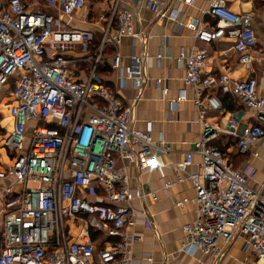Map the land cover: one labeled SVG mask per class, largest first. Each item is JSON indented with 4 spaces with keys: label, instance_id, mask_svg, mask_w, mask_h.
Returning a JSON list of instances; mask_svg holds the SVG:
<instances>
[{
    "label": "built area",
    "instance_id": "built-area-1",
    "mask_svg": "<svg viewBox=\"0 0 264 264\" xmlns=\"http://www.w3.org/2000/svg\"><path fill=\"white\" fill-rule=\"evenodd\" d=\"M87 1H0V91L14 85L9 109L14 127L4 147L15 157L12 166L0 171V180L11 182L0 191L5 209L0 264H135L133 245L142 239L136 227L145 225L147 217L133 202L159 200L155 192L143 194L131 187V170L161 172L158 158L168 156L171 148L163 139H153L151 123L145 130L134 128L140 97L128 101L121 89L108 88L98 69L108 65L110 49L112 70H122L119 49L126 38L138 39L145 51L134 21L146 11L167 17L166 4L149 0L129 8L115 0L100 17L102 40L91 53L94 32L66 22L78 15L88 21ZM210 1L207 14L215 27L191 23L187 28L195 32V41L218 44L229 37L240 64L251 69L258 46L252 16L233 13L225 0ZM179 58L203 125L193 149L174 166L177 181L194 189V197L175 200L174 207L190 205L196 213L194 222L183 228L186 243L180 253H201L221 264L222 244L243 239L253 253L249 264H264V193L252 188L251 176L235 169L213 146L222 133L235 142L239 154L259 156L254 150L264 141V91L259 92L255 78L206 73L209 53L196 44ZM145 59L144 53H135L124 68L137 93L146 82ZM259 59L264 60V51ZM155 84L166 101L168 89L162 88V80ZM219 93L232 95L241 106L223 130L209 126L202 116L224 112ZM184 97L168 103L170 109ZM247 110L253 116L244 122ZM171 187L164 182L163 190ZM92 230L106 242L92 240Z\"/></svg>",
    "mask_w": 264,
    "mask_h": 264
},
{
    "label": "crops",
    "instance_id": "crops-1",
    "mask_svg": "<svg viewBox=\"0 0 264 264\" xmlns=\"http://www.w3.org/2000/svg\"><path fill=\"white\" fill-rule=\"evenodd\" d=\"M114 1L91 0V2H97L94 10L96 14L109 12ZM146 1L149 0H121L122 5L129 8L138 2ZM150 1L165 2L167 17L157 18L153 13L146 11L141 17L135 19V31L141 33L146 41L145 51L138 39L126 38L119 49L122 70L115 71L111 68L112 51L107 49L106 68H111L112 74L101 78L102 82L106 86L109 84L111 89H121L128 101L137 96L140 97L134 112V128L145 130L147 124L151 123L153 139L156 142L163 139L172 151L168 156L158 158L162 167L159 173L138 174L134 169L131 170V187L134 190L143 194L155 192L159 197L156 202L150 199L133 202L134 208L145 213L147 217L145 225L136 227V232L142 239L133 245V260L135 264H215L213 258L208 255L180 253V249L186 243L183 228L194 222L196 213L195 208L190 205L182 209L174 207L175 200L194 197L191 184L177 181L174 166L184 159L186 152L193 149L194 143L202 135L203 125L198 119L199 114L194 104V91L185 83V63L179 57L182 51L187 53L196 44L197 47L206 49L209 53L206 73L215 76L228 75L242 81L255 78L259 85V92L262 93L264 91V60L259 59V56L264 51V2L262 0H225L227 7L233 13L247 14L253 18L258 46L253 54L256 59L253 61L252 68L247 69L240 64L239 55L233 51L232 39L226 36L218 44L195 41V32L187 28V25L191 23L207 30L215 27L216 22L207 14L210 0ZM85 12L84 10L80 14ZM66 22L69 23L70 28L93 32L100 31L103 24L101 22L92 24L89 19L84 22L80 15ZM135 53H144L146 56V82L139 93L133 90L131 83L125 79L124 73V68L130 64L131 55ZM157 80H162V88L168 89L166 101L162 99V91L155 84ZM12 88L14 90L13 84L0 91V94H9V103L0 104V171L7 170L15 160L14 154L4 147V139L14 127L9 110L14 100ZM182 95L185 97L172 111L168 103L178 100ZM222 96L223 94L219 93V97L222 98ZM237 106L241 107L239 104ZM202 116L209 126L220 130H223L231 119V113L226 109L222 113L208 111ZM252 116L253 112L247 110L244 122H248ZM218 140H224V144L230 146L228 153L233 156L239 154L231 138L221 133L214 142ZM254 152L259 156L245 155L237 169L251 176L249 184L252 188L264 193V141L255 147ZM226 157L230 158V156ZM195 163H199L198 158H195ZM164 182H171L172 187L169 190H163ZM7 185H11L9 180H0V191ZM4 218V201L0 194V248H2ZM221 247L225 252L221 264H249L254 261L253 253L245 247L243 239H237L229 245L222 244ZM148 257L153 259L152 263L146 261Z\"/></svg>",
    "mask_w": 264,
    "mask_h": 264
},
{
    "label": "trees",
    "instance_id": "trees-1",
    "mask_svg": "<svg viewBox=\"0 0 264 264\" xmlns=\"http://www.w3.org/2000/svg\"><path fill=\"white\" fill-rule=\"evenodd\" d=\"M41 10L42 11H48L45 7H41ZM100 37L99 39L96 38V36L98 37L99 34ZM102 38V33L101 31H94V39L92 41V44L90 46V51L91 53H94L99 45H100V42H101V39ZM106 54H107V51H106ZM112 74V70L111 68H104L103 66L100 67L98 69V75L100 77H108ZM105 84V83H104ZM106 85V84H105ZM108 88H110V85L108 84L107 86ZM222 103H223V106H224V110L226 109L228 112H230L231 114L236 112L239 108L237 106V100L235 99V97H233L232 95H223L222 98L220 97ZM224 140H218V141H215L213 143V146L218 148L224 155L226 156H230L229 160L231 161V164L233 165V167L235 169H237V166L238 164L241 162V160L243 159V157H245V155H241V154H238V155H232L230 153H228V149L230 148V146H227L226 144H224ZM91 237H92V240H98V239H103L102 237V234L101 233H98V232H95V231H91ZM107 239H103L102 240V243H105Z\"/></svg>",
    "mask_w": 264,
    "mask_h": 264
},
{
    "label": "rangeland",
    "instance_id": "rangeland-1",
    "mask_svg": "<svg viewBox=\"0 0 264 264\" xmlns=\"http://www.w3.org/2000/svg\"><path fill=\"white\" fill-rule=\"evenodd\" d=\"M96 4L97 2H91V0H89L88 4H87V11L89 12V22H92V24H99L101 22V14H96L95 13V9H96ZM103 12V11H102ZM99 34V33H98ZM101 34L98 35V37L96 36L97 39H99ZM102 40V38H100ZM73 51L77 52V53H81L82 50L80 48H76ZM13 91V88H12ZM10 93V92H9ZM9 94H0V104H4V103H9Z\"/></svg>",
    "mask_w": 264,
    "mask_h": 264
}]
</instances>
